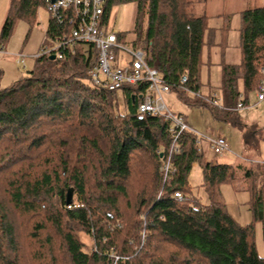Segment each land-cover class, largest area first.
Wrapping results in <instances>:
<instances>
[{"label":"trees","instance_id":"1","mask_svg":"<svg viewBox=\"0 0 264 264\" xmlns=\"http://www.w3.org/2000/svg\"><path fill=\"white\" fill-rule=\"evenodd\" d=\"M197 1L107 0L104 19L113 6L136 3L131 47L149 54V64L186 105L208 108L214 119L228 121L239 101L251 104L264 80V6L240 12L241 58L232 64L225 60L231 14H197L191 8ZM43 7L46 0H10L0 44L20 21L38 22ZM214 17L221 19L219 26L212 24ZM69 20L59 24L50 16L46 38L69 34ZM51 56L35 57L26 77L0 87V198L7 192L13 207L33 220L24 245L0 199V264H33L24 248L28 241L36 260L45 261L36 264H264L255 240L256 224L264 223L263 163L206 159L205 140L190 130L181 133L180 152L171 155L170 120L137 110L147 83L119 90L128 107L124 113L118 91L89 79L97 58L93 45L77 43L63 58ZM214 64L220 66L217 104L209 101L216 90L210 81ZM255 130L246 139H256ZM170 156L176 172L165 182L161 166ZM195 163L207 203L193 196L189 177ZM225 184L246 195L249 222L240 223L228 210Z\"/></svg>","mask_w":264,"mask_h":264},{"label":"rangeland","instance_id":"2","mask_svg":"<svg viewBox=\"0 0 264 264\" xmlns=\"http://www.w3.org/2000/svg\"><path fill=\"white\" fill-rule=\"evenodd\" d=\"M197 1V0H196ZM10 0H0V30L3 24L5 14L9 8ZM194 4V3H193ZM194 12L197 14L206 13L216 16L218 14H231L232 31L229 38V47L226 50L225 60L228 63L238 64L240 62V51L238 48L240 26V12L259 6H264V0H200L195 2ZM137 4L134 2L119 4L113 6L108 17L107 27L109 31L121 34V42L124 45L131 46L134 37L133 30L136 23ZM40 18L36 23L28 21H20L12 35L4 43L0 44V87L4 88L11 85L14 81L24 78L33 68L34 58L44 46H53L54 41L47 39L45 35V27L48 25L50 13L46 7L41 8ZM212 24L219 26L222 21L220 18H212ZM22 54L27 58L26 67L16 63L15 55ZM119 56L123 53H118ZM122 61L120 62V64ZM220 66L214 64L212 67L210 81L213 86H219ZM218 93L220 91L215 88ZM205 88H202L204 91ZM118 103L120 110L124 113L128 111L126 100L123 92L118 91ZM165 101L169 108L176 113L185 115L187 123L197 132L207 137L223 136L229 142V151L223 155H218L209 145L208 140L202 142L205 150L206 159H215L221 163L234 164L236 166L257 165L264 159V101L256 102V92L251 96V104L244 108L233 110L231 119L228 121L214 119L210 110L201 106L186 105L178 92L171 89L165 94ZM252 128L256 130L252 135L257 134L256 139L248 137L246 133ZM261 132V133H259ZM251 138V139H250ZM19 167L18 165L15 168ZM8 170L7 172H9ZM14 167L12 172L14 173ZM18 173L14 175L7 174L9 178H16ZM16 176V177H14ZM190 184L193 186V196L207 203L208 197L201 187L202 169L199 163H195L189 177ZM222 196L230 213L240 223H247L251 220V213L245 204L246 195L235 192L228 184L222 186ZM6 197V198H5ZM2 201L9 207V214L18 224L21 241L26 244V232L29 223L33 222L24 213L15 209L9 202L8 193L2 194ZM28 224V225H27ZM80 238L88 245L92 244L90 237L80 232ZM256 248L260 255H264V223L258 222L255 228ZM31 241L24 246L29 259L33 264L37 261L45 263L43 260H36L34 248H31ZM35 245V244H34ZM61 248V247H60ZM63 249V248H62ZM62 252L56 251L59 256Z\"/></svg>","mask_w":264,"mask_h":264},{"label":"built area","instance_id":"3","mask_svg":"<svg viewBox=\"0 0 264 264\" xmlns=\"http://www.w3.org/2000/svg\"><path fill=\"white\" fill-rule=\"evenodd\" d=\"M107 0H46V8L50 16L59 24L70 19L73 24L69 34L57 36L53 46H44L35 57L48 54L63 58L65 50L74 44L93 45L97 58L88 70L91 83L95 86L119 91L125 86L147 83V91L142 94L137 110L139 113H150L154 116H163L170 120L174 143L171 155L180 152L179 137L185 130L196 132L183 116L173 112L165 101V94L170 91V86L162 78L160 71L149 64V54L141 49H134L124 45L118 35L109 31L107 20L104 19V7ZM123 53L119 56L118 53ZM16 63L26 67L25 55L16 54ZM122 63L120 64V62ZM264 74V67L261 68ZM264 100V80L256 91V102ZM209 101L217 104L221 102V95L214 91ZM242 101L237 104V109L244 108ZM197 133V132H196ZM202 140H208L211 148L218 155L229 151V142L223 136L207 137L197 133ZM264 164V159L261 161ZM165 182L171 180L176 172L171 156L161 166ZM175 197L183 200L181 192H176ZM71 207V204H68ZM113 256L119 257L113 253Z\"/></svg>","mask_w":264,"mask_h":264},{"label":"water","instance_id":"4","mask_svg":"<svg viewBox=\"0 0 264 264\" xmlns=\"http://www.w3.org/2000/svg\"><path fill=\"white\" fill-rule=\"evenodd\" d=\"M52 2H55L56 0H51ZM55 55H52L51 58L52 59H55ZM139 97L141 98L142 95H139ZM163 155V154H161ZM72 200H73V188H70L69 191H68V194H67V204H71L72 203Z\"/></svg>","mask_w":264,"mask_h":264},{"label":"crops","instance_id":"5","mask_svg":"<svg viewBox=\"0 0 264 264\" xmlns=\"http://www.w3.org/2000/svg\"><path fill=\"white\" fill-rule=\"evenodd\" d=\"M259 7H261V6H259ZM6 15V14H5ZM40 15V14H39ZM39 18H40V16H39ZM46 29H47V26L45 27V31H46Z\"/></svg>","mask_w":264,"mask_h":264}]
</instances>
